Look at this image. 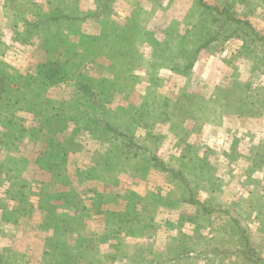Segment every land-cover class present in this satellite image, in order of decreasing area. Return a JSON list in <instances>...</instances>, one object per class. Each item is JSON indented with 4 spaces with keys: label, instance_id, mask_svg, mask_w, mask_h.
<instances>
[{
    "label": "rangeland",
    "instance_id": "rangeland-1",
    "mask_svg": "<svg viewBox=\"0 0 264 264\" xmlns=\"http://www.w3.org/2000/svg\"><path fill=\"white\" fill-rule=\"evenodd\" d=\"M138 1L135 9H142V14L146 5H149L146 2L149 0ZM60 2L51 0L52 6L56 7ZM6 3V0H0V18L2 12L4 16ZM109 3L110 8L106 9L109 15L123 23L127 21L128 9L132 6L117 0H102L101 6ZM13 4L11 2L10 6L14 7ZM42 6L41 9H34L37 15L33 14L32 20L26 17L25 11L17 12L13 8L10 15L6 16H10L9 26H0V88L3 89L0 92V138L3 135V144L0 146V164L3 165L0 172V251L5 263H36L38 245L36 239H31L33 232L31 227L28 229L30 221L24 218H20V222L16 221V208L22 207V213L27 206L26 200L24 203L20 201L27 192V200L32 199L33 192L43 193V186L49 180V166L47 159L42 157L50 155L48 152L52 151L51 143L61 142L65 145L68 140L71 141V148L77 150V154H72L69 159L72 168L79 164L81 151L83 157L87 156L90 160L92 150H103L107 146L109 152L104 169L110 175L128 171V176L123 175L124 173L121 176V187L124 191L128 185H138V204H142L146 198L151 201L157 198L155 202H158L160 192L165 190L166 177L161 171H154L149 179L142 178L145 177L142 174L146 166L168 169L178 185H173V192L175 197L179 195L184 201L180 211L168 209L156 213V206L152 211V221L157 224L158 230L151 228L154 234L148 241L151 242V247L155 246L159 251L152 256L130 253L127 256L131 255L132 259L126 257L127 264H264V0H228L224 6L210 5L220 9L216 20L221 21L214 20L213 23L218 28L213 26V21L210 22L211 18L207 17L210 13L203 7V13H200L202 9L199 5L195 12L193 10L190 20L196 23L199 15V24L205 23L204 26L208 25L210 28L208 37L205 36L207 38H225L233 32L236 25L238 28L232 38H240L242 23L250 25L261 35V38L254 34L247 36L248 44L241 56L225 55L210 62L201 56L196 67L197 72L203 75L200 80H194L193 75L188 77L176 70L171 71L184 65L181 54L169 57L167 61L160 57L164 49L173 55L178 47H185L189 33L187 30L175 32L170 45L163 44L161 51L158 49L157 52L160 54H154L155 46L150 44V33L143 27L147 15L142 14L140 25L145 35L137 39L139 57L130 59L113 50V40L109 45L107 38L99 42L95 33H99L100 27L92 17L97 5L91 2L86 9L87 14L77 16L80 19L72 21L71 31V25L66 26V20H61V37L69 38V42L62 43L64 47L50 50L47 35L50 29L59 24L52 20L57 14H49L44 10L48 6ZM226 8L228 11L223 12ZM37 17H44L49 21L29 25ZM152 17L154 32L161 35V30L154 25L155 20L159 19L160 28L169 25L167 18L155 14V10ZM18 25L23 30H17ZM102 32L112 36L110 31L101 30L100 33ZM162 32L168 33L167 30ZM242 32L245 33L246 30L243 29ZM72 34L76 36H71ZM222 40L219 42L222 43ZM231 42L237 45L236 41ZM208 48L206 46L204 50L208 51ZM83 52L86 62L80 67L77 77L99 87L103 85L102 79L109 78L106 83L117 89L113 100L106 104L105 115L109 119H115L119 114L132 116L136 108L147 110L154 120L152 130L160 137L155 154L162 159V164L133 160L130 166L123 164L119 166L124 167L122 170L111 171L107 166L118 156L121 145L118 138L109 136L99 139L78 130L73 124L66 126V114H61L59 120H48L44 117V110L39 113L25 110L30 103L34 107L41 106L42 109L61 110L66 100L76 91L77 83L72 79L44 87L45 62L53 58L76 63L78 53ZM207 53L209 57V52ZM250 53L254 61L246 56ZM151 54L156 57L154 60H150ZM213 69V74L216 75L212 78L209 74ZM228 83L231 84L230 90L228 93L217 94L215 102L219 107L211 111L208 102L202 98H208L209 91L214 86L226 87ZM38 87L41 88L40 92L35 91L33 94L32 91ZM32 128L42 129L45 136L38 140L33 135ZM50 139L52 140L47 145ZM84 147L88 153L84 151ZM12 151L15 155L13 159ZM195 152L197 153L194 154ZM184 155L187 156L185 160L190 161L189 164L197 162V155H200L202 161H206L204 174L194 178L190 185H186L173 172L181 166L180 160ZM190 156L195 161L190 160ZM36 159H39L38 162ZM166 161L168 165H172L171 169L165 167ZM187 170L192 172L189 177L197 172L192 168ZM75 176L79 179L80 172ZM100 189L106 190V186ZM125 200L123 201L129 202ZM210 200L214 211L198 212L203 203ZM182 214L185 215V220L180 221ZM167 218L176 219L175 225L166 226L164 220ZM137 231L140 234L151 232L149 227L144 231ZM137 250L147 251V247L141 246ZM91 253L82 263L90 261Z\"/></svg>",
    "mask_w": 264,
    "mask_h": 264
},
{
    "label": "crops",
    "instance_id": "crops-1",
    "mask_svg": "<svg viewBox=\"0 0 264 264\" xmlns=\"http://www.w3.org/2000/svg\"><path fill=\"white\" fill-rule=\"evenodd\" d=\"M6 1L7 3L4 10V16L2 12L0 18V26L2 27L9 26L10 16L8 18H6V16L10 15V12L11 10L13 11V8H15V11L17 12L25 11L27 13L26 17L29 20H32L34 15H37L34 13V9H41L43 7L42 4L48 6L46 7L47 9L44 10L49 14H57L58 11L60 12L56 6H52L51 0ZM59 1H61L60 4H62V12L68 14L70 13L76 16L86 15V9H88V4L91 2L97 5L95 6L94 12H99L102 3V0ZM117 1L119 3L123 2L124 4L132 6V8L128 9L129 13L126 15L128 16V19L124 22V24H129L131 19L134 18H137L138 21L141 22L140 16L142 14L147 15L143 27L144 29L147 28L150 33V44H154L155 46L154 54L158 52V49L161 51L163 44L170 45L169 43L173 41V36L175 32H178V30H187L189 32L188 41L185 42L186 46L184 45L185 47H180V49L178 47L176 53L173 55L164 49V53L162 51V56L160 57L166 58L165 60L167 61L169 57H177V55L181 54V56H183L182 59L185 61L184 65L180 66V69L174 68L171 71L181 72L183 75L188 77L193 75L194 80L197 78L200 80V78L203 76L200 74L201 72H197L198 69L196 68L199 65L198 63L201 60V56H204V58L208 59L209 62L214 61V59H221L222 56L225 55L227 57L241 56L243 55V51L248 44V40L245 41L241 37V39L232 38V34H234L238 28L237 25L233 32L227 34V39H225L226 37H218L216 40H214L212 37L207 38V33L209 32L210 28L208 25L204 26L205 23L199 24V15L196 23L190 20V17L193 15V10L195 12V9H198V5L202 9V12L200 13L204 12L202 8L203 6H200L198 0H149L150 2L146 1L149 5H146L145 9H143L144 13L141 15L140 13L142 9L140 11H138V8L135 10V7L138 5L136 1L138 0ZM204 1L206 2V5L224 6L225 2L228 0ZM11 2L14 3V7L10 6ZM153 6H155V8H153ZM154 10L155 14H160L162 18H167V24H169L168 26L165 25L159 28V19L155 20L154 25L157 26V29L161 30V35H158L156 31L154 32L155 27L152 25V15ZM95 23L100 27V33L102 30V24H98L96 21ZM72 27L73 26L71 25L69 29L70 31ZM22 28L23 27L18 25L16 29L19 30ZM74 28L76 29L78 27ZM78 29L81 30L80 28ZM164 30H167L168 33L164 34L162 32ZM99 33L97 34L96 32L95 36L97 35V37L100 39V41L98 40L100 43L101 40H105V38L108 40L106 41L108 45L112 42L113 37L111 35L105 34V32ZM79 35L80 34H78V36ZM71 36H76V34H72ZM220 40H222V43L219 42ZM231 41H236L235 44L237 45H233ZM178 43L179 40L177 44ZM206 46L209 47L208 51L204 50V47ZM218 46H220V50L217 48ZM52 49L56 50V48L50 47V50ZM207 52H209V57ZM247 54L246 56L248 59L252 61V53H250V55ZM151 55L152 56L150 60H154L156 57L153 56V54ZM50 60L64 62L62 60L53 58H50ZM213 72L214 69L210 71L209 77L213 78V75H216L213 74ZM204 76H206V74ZM225 86L227 88L221 85L214 86V88L212 90L210 89L209 91V97L202 98L204 101L208 102V107L211 111L212 109L219 107L217 106V102H215L217 94L220 92L228 93V90L231 88L230 83ZM70 142L71 141L68 140L65 141L66 156L64 160L59 162V164L56 166L49 168V180L46 185L44 184L43 186V193L42 191H39V193L36 191V194L33 192V196L31 194L32 199L27 200V192L26 196L20 199L22 203H24V200H26L25 203L27 206L24 208L22 213H20L22 207L16 208L18 211V214H16L15 218L16 221L20 222V218H24L26 220L29 219L30 221L28 229L31 227L30 229H32L33 232L31 239H36V244L38 245L36 248L37 260L35 264H85L82 263V261L79 263L76 262L75 255H80V253L89 254L91 252L92 253L90 254L89 258L90 261L87 260L86 264H127L128 260L126 257L131 258V255L127 256L130 253H146V256H152L157 251H159L158 249L156 250L155 246L151 247V242L148 241L150 240L152 234H154L152 229L158 230L156 223L151 229L150 233L144 232L140 234L138 232H129V229L122 230L121 232L119 229V222L124 216V213L128 210V208L132 207L135 202V206H137L136 208L138 209L137 213L139 214L148 213L149 210L155 206L157 207L155 210L156 213H159V211L163 212L168 209L180 211L184 201L179 197V195H177V197L174 196L175 192H173V185H176V183L173 181V176L170 171L168 173V169L165 170L162 167L152 168L150 166H146V169L142 174L145 177H142L140 174L139 176L149 179V177L153 175L154 171H161V173H163L166 177V183H164L165 190L160 192L161 198L158 202H155L154 200L151 201L146 198L142 204H138V199H135V197L139 196L140 194L137 189L138 185H128V187H126V189L124 188L123 191V187H121V176L124 171L123 173L116 172L118 174L112 173L113 175H110L111 173L104 169L109 152L107 151L108 148L106 145L103 150H92L90 153H93V155L91 156L90 160L87 158V156L86 158L85 156L83 157V151H81V159L79 160V164L72 168L69 159L72 154H77V150H73L71 148ZM81 146H84V144ZM85 150L86 149L84 147V151ZM167 163L168 161H166L165 167L171 169L172 165L170 166ZM78 172H80L79 179H77V176L74 177V175H77ZM123 175L128 176V171H126ZM104 185L106 186V190L100 189V187H103ZM30 188L31 187L29 186V189ZM180 189L183 191L182 187H180ZM63 194L65 196H63ZM133 194H135V197L132 198L131 195ZM125 199L129 200V202H125ZM139 205H141V207ZM175 222L176 219L174 218H167L164 220L166 226H174ZM132 239H135L136 241H132ZM141 246L142 248L147 247V251L143 250L139 252L140 250L137 249ZM61 252L67 253V255L64 258H61V256H59L61 255ZM55 257H57V259ZM27 263L28 262L26 261V264Z\"/></svg>",
    "mask_w": 264,
    "mask_h": 264
},
{
    "label": "trees",
    "instance_id": "trees-1",
    "mask_svg": "<svg viewBox=\"0 0 264 264\" xmlns=\"http://www.w3.org/2000/svg\"><path fill=\"white\" fill-rule=\"evenodd\" d=\"M200 6L203 5V8L210 13L208 15V18H211L210 22L212 24L215 21H221L216 20L217 14L220 13V9L215 6L206 5L203 0H198ZM62 4H59L57 6V9L60 10V12H57V16H54L52 20H55L54 22H57L59 25H57L55 28L50 29L49 35H47V38L49 39V47L52 48H58V47H64V44H67V41L69 42V38H63L61 37L60 30L62 29L61 20H66V26H70L72 24V21L75 19H80V17L70 15L68 13L62 12ZM110 8V3L101 6L99 12H92L93 19L98 22V24H102V30L110 31L113 36V44L112 48L113 50L119 51L126 55V57L132 59L135 56L139 57V53L137 50L138 41L137 39L142 38L143 35H145V32L142 31V27L140 25V22L137 18L131 19V22L129 24H124L122 21L116 20L113 17L109 15L106 9ZM138 8V11L141 9ZM137 8L135 10H137ZM228 8L223 10V12H227ZM20 12V11H19ZM142 12V11H141ZM141 15V13H140ZM214 17V18H213ZM26 18V17H25ZM49 21L47 19H44V17H37V20L33 21L32 24L29 25H38L41 22ZM39 24V25H40ZM246 24L242 23L239 29V36L242 37L246 41L248 35L254 34L257 37L261 38V35L253 27L250 25L245 26ZM216 28H218L216 25L213 24ZM64 27V26H63ZM242 27V28H241ZM246 30L245 33L242 32V30ZM52 35V36H51ZM85 38H88L87 35L84 34ZM93 37V36H89ZM264 38V37H263ZM83 39H81V42ZM80 44V43H79ZM247 47V46H246ZM48 51V50H47ZM79 59L76 61V63H67V62H61V61H55L47 59L45 62V71H44V80L43 84L44 87H50L51 85L58 84L63 81H70L72 79H75L77 83V89L74 92L73 96L66 100L65 106L61 109H49L45 108L42 109L41 106H35L34 104L30 103L28 106H26L25 110H30L34 113H39L40 110H44V117L49 119H57L59 120L61 114L65 115L64 122H66V126L68 124H73L76 126L78 130H83L84 132H88L93 136H96L99 139H105L109 136H115L118 138L121 142V145L119 146V152L118 156H116L109 164L108 169L109 170H122L124 167H121V165L125 164L126 166H130V163L133 160H137L138 162L144 161L149 162L152 164H162V159L155 154V150L159 144V136L156 135V133L153 132L152 124L153 119L150 117L147 110L143 108H136L134 114L132 116H124L122 114L117 115L115 119H109L105 115L106 104L110 103L113 98L114 94L117 91V89H113L110 87L106 82L108 79H102L103 85L98 86L94 83L86 82L78 76V72L80 67L84 64L85 61V53H78ZM141 56V55H140ZM134 62H136L134 60ZM2 78V76H0ZM42 84V85H43ZM19 87H21L19 85ZM18 87V88H19ZM36 88V87H35ZM34 88V89H35ZM79 88V89H78ZM33 89V88H32ZM2 87L0 88V92L2 91ZM20 91L19 89H17ZM41 88L38 87L36 90H33L32 93L34 94L36 92H40ZM40 94V93H38ZM37 94V95H38ZM25 108V107H23ZM106 108V109H105ZM186 112H188V109H184ZM52 112V113H51ZM52 114L51 116L49 114ZM184 112H182L183 114ZM37 115V114H36ZM34 131L33 135L35 138L40 140L42 136H45L43 134L42 129L40 128H32ZM76 130V129H75ZM36 132V133H35ZM78 135V134H77ZM3 135L0 138V146L3 144ZM52 139L47 141V145L51 142ZM52 151L49 150L48 152V146L47 152L50 153L48 157H42L43 159H47L49 168H52L53 166H56L59 164V162H62L66 156V146L64 143L57 142V143H51ZM55 151V154L53 153ZM195 152L194 154H196ZM12 159L15 155H13V151L11 152ZM52 155V156H51ZM45 156V155H43ZM198 159L195 164H189L190 161L187 162L185 158L187 156H183L180 160L181 166L178 169H174L173 172L176 176L182 178L186 185H190L192 180L194 178L199 177L200 175L204 174L206 161H202L200 155H197ZM195 156V157H197ZM10 158V159H11ZM190 160H194L192 156L189 157ZM39 159H36V162H38ZM137 162V163H138ZM120 164V165H119ZM3 165L0 164V172L2 170ZM192 168L195 169V172L192 177H189V174L192 172H189L187 169ZM201 168V169H200ZM48 169V168H47ZM197 169V170H196ZM63 196H65L63 194ZM131 197H135V194L131 195ZM136 199V197H135ZM157 198H155L156 200ZM154 200V201H155ZM207 202V203H206ZM203 203L202 209L198 210V212H211L214 211L211 209V200L206 201ZM136 202L132 205V207L128 208V210L124 213V216L122 219H120V225L119 229L121 230H127L129 229V232H138L137 229L144 231L148 229V227L153 228L155 226V223H153V214L152 211L154 210V207L149 210L148 213H137V206H135ZM184 214L181 215L180 221L184 219ZM182 218V219H181ZM151 220V221H150ZM185 220V219H184ZM182 223V222H181ZM247 241V240H246ZM249 241L247 242V244ZM67 255V253L61 252V258H64ZM88 254L86 253H80V255H75V261L81 262L85 260L86 256ZM57 259V257H55ZM55 259V260H56ZM5 259L3 256V253L0 251V264H7L5 263ZM162 264V263H159Z\"/></svg>",
    "mask_w": 264,
    "mask_h": 264
}]
</instances>
